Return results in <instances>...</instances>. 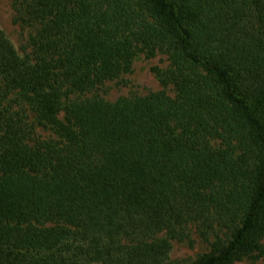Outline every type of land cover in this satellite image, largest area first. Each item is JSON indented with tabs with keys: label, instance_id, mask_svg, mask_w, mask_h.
I'll list each match as a JSON object with an SVG mask.
<instances>
[{
	"label": "trees",
	"instance_id": "1",
	"mask_svg": "<svg viewBox=\"0 0 264 264\" xmlns=\"http://www.w3.org/2000/svg\"><path fill=\"white\" fill-rule=\"evenodd\" d=\"M20 4L29 54L0 24V264H167L160 234L192 223L213 239L186 264L264 255V0ZM140 51L168 56L175 97L69 99ZM18 87L58 138L3 107Z\"/></svg>",
	"mask_w": 264,
	"mask_h": 264
},
{
	"label": "rangeland",
	"instance_id": "2",
	"mask_svg": "<svg viewBox=\"0 0 264 264\" xmlns=\"http://www.w3.org/2000/svg\"><path fill=\"white\" fill-rule=\"evenodd\" d=\"M21 0H0V24L8 38L13 42L19 54L25 56L32 51L33 26L23 17ZM170 61L163 52L155 54L140 51L134 58L126 62V68L113 79L105 81L90 92H70L69 99L101 96L115 101L136 95H150L164 92L170 97L177 95V89L168 76ZM1 80V75H0ZM67 97V98H68ZM3 107L10 111H20L27 122L35 126V136L41 139L58 138L50 127L38 124L37 113L26 99V94L20 87L11 89L3 101ZM64 116V112L61 113ZM222 234V233H221ZM160 237L168 238L171 250L167 264H186L210 250L213 239L210 233L203 231L197 224L186 227L181 236H174L172 230L165 231ZM264 245V237L262 239ZM231 264H264V255L255 252L239 256Z\"/></svg>",
	"mask_w": 264,
	"mask_h": 264
}]
</instances>
